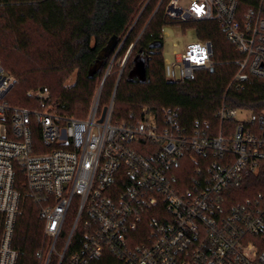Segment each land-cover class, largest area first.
Listing matches in <instances>:
<instances>
[{"label": "built area", "instance_id": "built-area-1", "mask_svg": "<svg viewBox=\"0 0 264 264\" xmlns=\"http://www.w3.org/2000/svg\"><path fill=\"white\" fill-rule=\"evenodd\" d=\"M185 1L170 0L166 16L215 21L240 57L234 79L264 78V0ZM211 56L209 41L188 44L164 61L166 78L190 79ZM113 60L83 119L7 104L13 78L0 63V264L18 260L17 170L42 222L38 264H264V192L234 201L264 172V111L222 104L217 129L183 124L174 107L113 123L114 93L100 105Z\"/></svg>", "mask_w": 264, "mask_h": 264}, {"label": "trees", "instance_id": "trees-1", "mask_svg": "<svg viewBox=\"0 0 264 264\" xmlns=\"http://www.w3.org/2000/svg\"><path fill=\"white\" fill-rule=\"evenodd\" d=\"M169 1L0 0V63L13 78L4 101L31 110L51 107L61 116L83 119L96 86L114 59L100 94L104 106L114 93L113 123L133 122L146 112L161 116L163 108L174 107L183 124L208 123L217 129L215 112L222 104L253 114L264 111V78L234 79L240 57L219 25L213 20L170 19L165 14ZM261 14L264 16V3ZM168 25L192 28L197 40L209 41L211 67L196 70L190 79L169 81L162 56V30ZM113 38V51L89 76L99 52ZM126 54L120 72L116 62ZM135 58L145 59L142 83L131 77ZM72 76L74 80L66 83ZM30 90L48 95L43 99L37 94L28 96ZM32 140L40 145L36 152L45 151L39 149V131H34ZM14 187L21 199L12 241L18 251L17 264H38L35 254L44 242L42 222L19 170ZM237 192L234 201L264 192V172L249 177Z\"/></svg>", "mask_w": 264, "mask_h": 264}, {"label": "rangeland", "instance_id": "rangeland-1", "mask_svg": "<svg viewBox=\"0 0 264 264\" xmlns=\"http://www.w3.org/2000/svg\"><path fill=\"white\" fill-rule=\"evenodd\" d=\"M180 4L184 6L186 5V1L180 0ZM162 38H163L162 56H163V60L166 62H173L175 59V54H181L188 44H192L197 41L194 29L192 28L183 29L180 25L165 26L162 30ZM164 68L165 71H167L168 65H165ZM73 80H74V76L70 77L66 83H71ZM98 85L96 86L95 91L98 88ZM29 92L33 93L35 91L30 90ZM243 116L244 113L243 115L239 114L238 117H243Z\"/></svg>", "mask_w": 264, "mask_h": 264}, {"label": "water", "instance_id": "water-1", "mask_svg": "<svg viewBox=\"0 0 264 264\" xmlns=\"http://www.w3.org/2000/svg\"><path fill=\"white\" fill-rule=\"evenodd\" d=\"M115 47V38H113L107 46L101 50L98 54L95 64L89 68V76H92L101 66V60L106 54H109L113 51ZM131 77H135L139 82L145 81V59L144 58H135L134 67L131 72Z\"/></svg>", "mask_w": 264, "mask_h": 264}, {"label": "snow or ice", "instance_id": "snow-or-ice-1", "mask_svg": "<svg viewBox=\"0 0 264 264\" xmlns=\"http://www.w3.org/2000/svg\"><path fill=\"white\" fill-rule=\"evenodd\" d=\"M196 10H197L198 12H199V11H201V9H200V8H197Z\"/></svg>", "mask_w": 264, "mask_h": 264}]
</instances>
